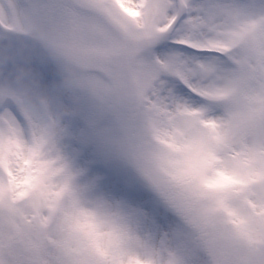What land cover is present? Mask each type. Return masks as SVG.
<instances>
[{"label": "snow or ice", "instance_id": "obj_1", "mask_svg": "<svg viewBox=\"0 0 264 264\" xmlns=\"http://www.w3.org/2000/svg\"><path fill=\"white\" fill-rule=\"evenodd\" d=\"M0 264H264V0H0Z\"/></svg>", "mask_w": 264, "mask_h": 264}]
</instances>
